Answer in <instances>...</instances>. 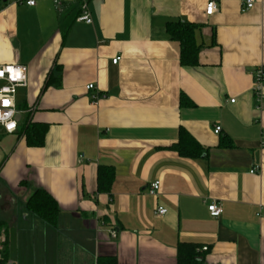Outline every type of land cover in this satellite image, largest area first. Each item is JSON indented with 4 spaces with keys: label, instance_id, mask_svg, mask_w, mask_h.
Listing matches in <instances>:
<instances>
[{
    "label": "crops",
    "instance_id": "0c3cea01",
    "mask_svg": "<svg viewBox=\"0 0 264 264\" xmlns=\"http://www.w3.org/2000/svg\"><path fill=\"white\" fill-rule=\"evenodd\" d=\"M57 1L0 0V64L27 68L18 129L47 126L40 146L0 128V222L25 246L48 249L42 264H95L98 255L177 264L181 242L203 264H264V101L257 109L251 91V71L264 65V0L247 10L243 0H214L211 15L209 0ZM82 2L91 23L76 21ZM167 22L197 25L195 65L181 64ZM94 95L104 97L94 104ZM181 130L200 156L171 148ZM99 166L113 169L109 192L96 190ZM36 189L55 199V227L26 210Z\"/></svg>",
    "mask_w": 264,
    "mask_h": 264
},
{
    "label": "trees",
    "instance_id": "16d2710c",
    "mask_svg": "<svg viewBox=\"0 0 264 264\" xmlns=\"http://www.w3.org/2000/svg\"><path fill=\"white\" fill-rule=\"evenodd\" d=\"M197 25L190 22H167L165 29L170 38L177 41L180 46V62L185 66H193L197 63L199 44L195 41V29ZM47 126L37 122H27L17 130L23 134L25 142L29 146H40ZM177 154L184 158H194L201 155V146L187 132L181 130L178 141L171 146ZM114 172L111 167L99 166L96 177V190L109 192L113 181ZM26 210L39 218L45 224L55 227L59 213L55 199L45 190H34L25 201ZM6 245V243H5ZM196 247L189 243H179L177 246V264H203ZM5 246L4 258L7 259ZM95 264H118L114 255H98Z\"/></svg>",
    "mask_w": 264,
    "mask_h": 264
},
{
    "label": "built area",
    "instance_id": "2783aa9c",
    "mask_svg": "<svg viewBox=\"0 0 264 264\" xmlns=\"http://www.w3.org/2000/svg\"><path fill=\"white\" fill-rule=\"evenodd\" d=\"M6 1V0H5ZM13 2H21L24 1L27 5H34V0H11ZM55 4L58 5L59 2L54 0ZM255 0H243L242 2V10L250 9ZM216 3L214 0H209L205 5V14L211 15L216 11ZM76 21L91 23V17L87 10L85 2L81 4V13L76 17ZM119 57H115L112 59V63H116ZM27 68L25 65L20 63H4L0 64V128L7 134H14L18 130V115L24 113L17 104H16V91L20 87L27 86ZM253 77V83L251 86V91L253 93V97L255 100V106L257 109L261 108V104L264 101V65H258L254 67L251 71ZM94 85L89 83L86 85V89H93ZM104 97V95H94L93 103L96 104L98 98ZM231 102L234 99L230 100ZM221 131V127L219 125H215L213 127V132L215 134H219ZM260 148L264 149V130H262L259 139ZM82 156H80L81 158ZM260 170L259 165H254L251 169V173H257ZM160 188L159 180H155L149 184L147 187V193L150 195H155ZM208 212L211 217L217 218L221 212L222 207L212 202L207 206ZM166 209L159 206L156 209V214L163 215L165 214ZM260 215V212L258 213ZM115 230L110 231V235L115 237ZM201 250H206L207 247L203 246L200 248ZM5 244L4 238L0 237V264H11L8 259L5 260Z\"/></svg>",
    "mask_w": 264,
    "mask_h": 264
},
{
    "label": "rangeland",
    "instance_id": "374dc122",
    "mask_svg": "<svg viewBox=\"0 0 264 264\" xmlns=\"http://www.w3.org/2000/svg\"><path fill=\"white\" fill-rule=\"evenodd\" d=\"M18 94H22V89H18ZM14 217L12 218V220ZM12 225L6 221L0 222V237L4 238V244L7 243L8 239V261H14L17 264H42V260L49 259L52 255L46 252L45 249L39 247L25 246L24 238L21 235L20 238H15V231L12 227L9 228L8 238H7V227ZM42 249V250H41Z\"/></svg>",
    "mask_w": 264,
    "mask_h": 264
}]
</instances>
